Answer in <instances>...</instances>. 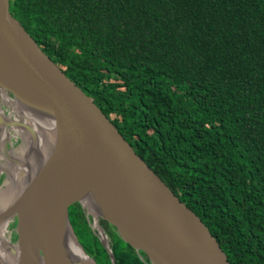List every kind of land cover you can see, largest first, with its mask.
<instances>
[{
	"label": "trees",
	"instance_id": "trees-1",
	"mask_svg": "<svg viewBox=\"0 0 264 264\" xmlns=\"http://www.w3.org/2000/svg\"><path fill=\"white\" fill-rule=\"evenodd\" d=\"M9 11L231 264H264V0H9ZM69 221L86 254L112 264L78 203ZM116 238L114 264H151Z\"/></svg>",
	"mask_w": 264,
	"mask_h": 264
},
{
	"label": "water",
	"instance_id": "water-1",
	"mask_svg": "<svg viewBox=\"0 0 264 264\" xmlns=\"http://www.w3.org/2000/svg\"><path fill=\"white\" fill-rule=\"evenodd\" d=\"M0 84L14 100L20 116L17 127L23 134V139L20 137L18 144H10L9 148L6 126L12 124L4 123L0 110V153L4 156L0 173H6L0 184V199L7 198L0 203L23 202L22 215L15 216L17 239L13 244L9 242L24 255L25 264L71 263L72 256L63 257L61 234L66 226L84 256L97 264L82 248L69 221L72 204L78 203L88 211L80 201L87 185L97 187L112 203L165 234L170 255L101 217L115 228L121 240L136 252H143L151 264H231L202 219L136 154L100 108L11 15L9 0H0ZM46 110L53 118L54 131L42 164L47 151L39 146L44 139L40 135L42 125H46ZM43 141L46 143V139ZM13 151H23V155L16 158ZM5 162L8 166H2ZM5 167L8 172L12 169L10 175ZM11 181H15L14 187H10ZM94 222L93 216L91 229L114 264L111 248L102 240L101 226L95 227ZM26 228L35 235L33 255L24 245ZM65 247L71 253L68 242Z\"/></svg>",
	"mask_w": 264,
	"mask_h": 264
},
{
	"label": "bare ground",
	"instance_id": "bare-ground-1",
	"mask_svg": "<svg viewBox=\"0 0 264 264\" xmlns=\"http://www.w3.org/2000/svg\"><path fill=\"white\" fill-rule=\"evenodd\" d=\"M3 86L0 84V103H7L8 96L6 94V91ZM11 106V109H14L17 114L18 111L16 110V107ZM13 120V121H11ZM10 121L8 119L4 120L5 124H12V128L8 131L6 130V136L9 138L11 136H20L23 139L22 131L17 127V120L11 119ZM45 123L46 125H42L43 127V134L40 135L39 139L41 142V145L39 146L40 150L47 151L48 146L50 145L49 139L51 137L52 132L54 131V121L50 113L46 110L45 113ZM14 124V125H13ZM44 124V123H43ZM45 129V131H44ZM2 140H0L1 144ZM36 149L34 152L36 153ZM25 152V151H24ZM13 155L18 158L19 155H23V151L14 152ZM29 151H27L24 155L26 158ZM47 152H45V155L42 157V161L44 164L46 161ZM2 152L0 153V160L3 159ZM38 161V159H37ZM42 161L38 162L40 164ZM18 162V161H17ZM8 164L5 162L2 166H7ZM12 165V163H11ZM18 165V163H17ZM18 167V166H17ZM10 168V165H9ZM1 170V168H0ZM5 170L8 172V168L5 167ZM14 175H16L17 169L14 170ZM12 172V169L9 170L8 175H10ZM15 181L9 182L10 187H14ZM6 190H8V187H6ZM2 190H0V196H2ZM5 196L2 197L0 200L7 201ZM80 201L81 203L88 209L89 212H91L94 215V225L95 227L99 228L98 224V218L99 217H105L110 219L111 221H114L116 224H118L120 227L124 228L128 233H132L135 238L144 239L147 242H149L151 245H153L155 248L161 249L162 251H165L168 255H170L168 251V241L165 236V234L161 233L157 229H155L153 226L148 225L144 221H142L138 216L132 214L131 212L123 209L118 203L111 202L108 200V198L105 197V195L95 186L93 185H87L84 187V190L82 191L80 195ZM0 264H25L23 262L24 255H20V252L16 247L12 246L10 244V238H9V231L8 226L9 223L15 218V216L20 217L22 215L23 211V202L22 203H16L14 205H7L0 203ZM93 217V216H92ZM135 225V227H134ZM26 226H24L25 228ZM145 229L149 230V233H145ZM24 230V229H23ZM63 239V257L70 255L74 259L71 263L67 264H93L92 261L87 257L84 256V254L81 252L78 244L74 240L69 228L66 226L61 234V240ZM102 240L104 243L107 244V238L104 234H102ZM68 242L69 249L71 253L66 252V243ZM24 245L27 248L28 252H31L33 255L35 253V235L31 232L29 228H26L24 231ZM12 250L13 253H12ZM67 254V255H66ZM157 264V263H156Z\"/></svg>",
	"mask_w": 264,
	"mask_h": 264
},
{
	"label": "rangeland",
	"instance_id": "rangeland-1",
	"mask_svg": "<svg viewBox=\"0 0 264 264\" xmlns=\"http://www.w3.org/2000/svg\"><path fill=\"white\" fill-rule=\"evenodd\" d=\"M9 94V93H8ZM18 143L16 142L14 145H17ZM11 146H10V144H9V148H10ZM9 164H11V163H9ZM8 166V165H7ZM6 176V173L5 172H1L0 173V184L2 183V179L4 178ZM82 209L84 210V214L86 215V216H88L89 217V219H90V227L91 226H93V217L92 216H94L93 214H90L89 213V211H87L86 209H84L83 207H82ZM100 220H104V221H106L107 223H108V221L107 220H105V219H103V218H101V217H99L98 218V224L100 225ZM16 217L9 223V226H8V231H9V238H10V242L13 244V243H15V241H16V239H17V236H16V231H15V228H16ZM101 226V225H100ZM109 229H110V231H111V234H110V236L108 235H106V233H105V231L103 230V228L101 227V230H102V232L107 236V243H108V245H109V247L110 248H112V247H114L115 245H116V241H117V238H116V236H118L119 237V235L117 234V232H116V230H115V228H113V226L110 224V223H108V226H107ZM73 228V227H72ZM93 231V230H92ZM115 234V235H114Z\"/></svg>",
	"mask_w": 264,
	"mask_h": 264
},
{
	"label": "built area",
	"instance_id": "built-area-1",
	"mask_svg": "<svg viewBox=\"0 0 264 264\" xmlns=\"http://www.w3.org/2000/svg\"><path fill=\"white\" fill-rule=\"evenodd\" d=\"M7 96H8L7 103L6 104L3 103L6 117L8 118L9 121L11 119H16L17 122H20V116L15 112L14 109H11V106H10V105L15 106L14 100L11 97V95H9L8 93H7ZM6 117L4 116V118H6ZM11 121H13V120H11ZM12 127L13 126L9 125L7 127V130L9 131ZM19 138H20V136H18V135L11 136L8 138V142H9V144L13 145L14 143H16L19 140Z\"/></svg>",
	"mask_w": 264,
	"mask_h": 264
},
{
	"label": "flooded vegetation",
	"instance_id": "flooded-vegetation-1",
	"mask_svg": "<svg viewBox=\"0 0 264 264\" xmlns=\"http://www.w3.org/2000/svg\"><path fill=\"white\" fill-rule=\"evenodd\" d=\"M8 92H6V94H7ZM0 110H1V112L3 113V115L6 117V114H5V111H4V104L3 103H0ZM4 119H8L7 117L6 118H4ZM8 126H6V128H7Z\"/></svg>",
	"mask_w": 264,
	"mask_h": 264
}]
</instances>
